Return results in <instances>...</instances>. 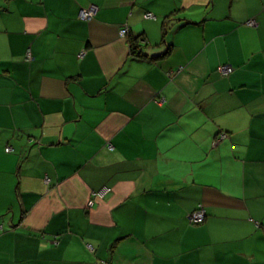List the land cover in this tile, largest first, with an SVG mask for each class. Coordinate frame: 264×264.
<instances>
[{"label":"crops","instance_id":"crops-1","mask_svg":"<svg viewBox=\"0 0 264 264\" xmlns=\"http://www.w3.org/2000/svg\"><path fill=\"white\" fill-rule=\"evenodd\" d=\"M0 264H264V0H0Z\"/></svg>","mask_w":264,"mask_h":264},{"label":"built area","instance_id":"built-area-1","mask_svg":"<svg viewBox=\"0 0 264 264\" xmlns=\"http://www.w3.org/2000/svg\"><path fill=\"white\" fill-rule=\"evenodd\" d=\"M96 6H89L88 8H82L79 11V18L83 19V20H90L95 11H96ZM153 17V15L151 13H146L145 14V18H151ZM248 25L250 26H254L255 22L254 21H248L247 22ZM127 28L124 27L120 30V35L122 37H124L127 34ZM233 68L231 66H227V65H221L219 67V71L222 74H230L232 72ZM225 136V134H222L221 137L223 138ZM109 147H111V145L109 144ZM10 148H6V150H9ZM111 191V188L109 187H103L100 190L93 192L90 199L87 202V207L91 208L93 207V205L95 204V202L97 200H101L104 199L107 194H109ZM205 219V211L203 210L202 206H198L197 209H195L189 216V221L191 224H200L203 220Z\"/></svg>","mask_w":264,"mask_h":264},{"label":"trees","instance_id":"trees-1","mask_svg":"<svg viewBox=\"0 0 264 264\" xmlns=\"http://www.w3.org/2000/svg\"><path fill=\"white\" fill-rule=\"evenodd\" d=\"M163 30H164V28H163ZM139 41H140V36L135 37V38L129 37L127 39V43L129 44V48H130V53L135 58L142 57L141 51L139 50V47H140Z\"/></svg>","mask_w":264,"mask_h":264}]
</instances>
